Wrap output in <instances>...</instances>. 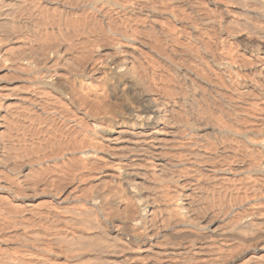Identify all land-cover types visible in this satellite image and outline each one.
<instances>
[{
    "label": "bare ground",
    "instance_id": "obj_1",
    "mask_svg": "<svg viewBox=\"0 0 264 264\" xmlns=\"http://www.w3.org/2000/svg\"><path fill=\"white\" fill-rule=\"evenodd\" d=\"M7 1L8 3L3 7L0 5V21L7 19L9 21L8 15H11L9 13L11 8L21 2V0ZM205 2L212 6L214 17L211 24L214 28L216 26L219 37L222 34L231 37L232 44L241 47L247 56L255 60L256 70L254 69L255 71L251 74L252 80L242 82L239 88L243 92L252 90L262 96L258 90L261 88L260 81L264 80V0H205ZM90 3L99 4L103 1L96 0ZM175 3L174 0H168L162 3L159 9L156 7L144 9L141 11V16L152 23L158 18L162 20L168 18L175 23L182 18V14L176 9L167 11ZM130 5L122 6V11L133 13L132 5ZM90 10V7L86 9L87 12ZM208 23L202 21L200 26L204 27ZM163 33L160 31L159 38L161 37L163 44L167 45L168 38L171 36L165 30ZM123 42L125 50H119L118 46L95 49L94 56L96 57L91 63L74 70L64 69L63 77L58 75V68L52 69L56 65L54 60L51 65L37 67L33 72L38 77L34 84L43 90L50 89L55 92L56 97L68 104L70 109L77 114V119L69 118V123L77 128L74 143L70 144L73 147L70 151L67 148L57 150L55 157H58L59 153L63 155V159L74 158L81 163V166L79 169L67 166L66 169L74 170V173L69 172L73 174V177H70L68 184L59 185L57 183L55 186L56 179L53 176L60 175L56 172L61 163L59 162L58 169L57 166L54 167L57 169L53 172L54 174L50 171V167L49 170L40 167L50 162L53 163L54 159L51 157L44 156L39 162L32 161L30 165L24 162L26 165L22 164L23 167L19 166V168L18 166L10 167L11 164H7L6 159L3 158L5 163L1 162L0 158V168L6 172L3 175L0 173V264H264V201H260L264 200V104L259 110L260 120L256 125L259 138H253L252 132H231L226 129L227 127L222 128L221 125V128L219 125L217 128L211 126L206 123L205 118L198 117L196 112H193L191 97L195 92L183 69L172 65L168 67L175 81L182 85L180 89L183 94L181 92L177 94L168 85L161 83L164 81L161 78L158 79L159 83H156L153 79L148 81L134 73L130 67L133 59L131 53L135 52L137 42L130 35L124 36ZM151 47L153 48L152 45ZM56 50L48 48L47 55L59 59L62 55ZM44 55L47 56L46 53ZM29 57L26 55L23 62L30 67L33 64L30 63ZM37 58L38 56L36 60ZM217 67L221 73H226L223 58H220ZM153 72L158 73L155 68ZM230 85L228 84L227 87ZM0 95L8 97L4 92ZM31 95L34 97L35 94ZM52 99L53 97L50 98ZM2 102L0 100V103ZM31 108L34 107L31 106ZM53 111L57 115L61 114L60 110L53 108L52 113L55 114ZM43 113L46 112L43 111ZM34 117L36 116H33L32 121H36ZM36 134L38 135L37 132ZM216 136L221 139H215ZM20 137L22 139V136ZM213 138L215 143L219 144L218 149H210L205 145L206 140H213ZM222 138L245 144L251 152L258 153L261 160L258 162L256 161L257 156L252 158L250 156L253 161L246 169L241 165H235L234 169L230 168L228 158L222 150L225 147ZM36 140L38 142V139ZM13 141L15 139H12ZM44 142L46 141H43V144ZM10 146L12 145H9V149ZM47 149L44 150L48 151ZM3 152L6 154L7 151ZM13 155L16 156V154ZM16 159L18 160L17 157ZM201 164H219L220 169L214 170V174L218 177L226 178L232 172L242 174L243 177L245 174L249 176V181L245 182L246 189L242 193L243 199L241 197L239 201L234 200L228 203V208H225L231 210L230 213L234 215L220 212L209 219V213L219 209V202L215 205L214 201L204 211V206L200 204L201 201L195 200L198 193L193 188L195 184L184 182L186 176L202 177L198 169ZM50 165L53 167L52 164ZM33 166L34 169L36 168L34 172L30 171ZM182 168L183 171H181ZM57 179L58 182L59 178ZM199 211H203L201 215Z\"/></svg>",
    "mask_w": 264,
    "mask_h": 264
},
{
    "label": "rangeland",
    "instance_id": "obj_2",
    "mask_svg": "<svg viewBox=\"0 0 264 264\" xmlns=\"http://www.w3.org/2000/svg\"><path fill=\"white\" fill-rule=\"evenodd\" d=\"M92 1H96V0H46L44 2H42L41 0H33V1L32 0H21L20 3L16 4L15 6H13L11 8V10L9 12L11 15H8L9 21H8V19L4 20L5 22L0 21V42H1L0 43V49H1L0 50V92H1L0 94H2L4 92L5 96L8 95V97L6 96V98L4 97V95H0V100H1V102L3 101L2 103H0V116H1L0 117V123H1L0 124V145H1V143H3L1 146L2 148L0 147V150H1L0 151V158L2 159V160L0 159L1 162L7 161V164L12 165V166L10 165V167L13 168L15 166V168H16V166H18L17 168H19V166L23 167L22 164L26 165V163H27L30 165L32 163V161L34 163H37V162H39V160L43 159L44 156L51 157L52 159H54L53 163L50 162V163L44 164L40 167L42 169H47V170H49L48 168L50 167V171H52V173H53V172L57 171L58 166L61 163V165L59 166V170L56 172V174L61 175V178H60V175L59 176H57V175L53 176L54 173L52 174V176L55 177V179H56L55 186H57V183L59 185H66L70 182L71 178L73 177L72 176L73 174L71 175V173H74V170H72V169H74V168L79 169L81 166V163H79L78 160H75L74 158L68 159V157H67V158L63 159V155L59 154V153H58V157H55V154H56L57 150H60L61 148L65 149V150L67 148V150L70 151V149L73 147V145H70V144L74 143V136L76 137L77 128L75 125H72V123H69V118L77 119L78 116L75 112H73L70 109V106L68 104H66L64 101H60L56 97L57 95L54 94L55 92H53L50 89L43 90V88H40L39 86L34 84V83H36V80L38 79V77H37V74L33 73V72L35 71V69L37 67H40V66L43 67L45 65L49 66V65H51V63L55 62V64L58 66L56 67V65H55L52 67V69L58 68L61 71L60 72L59 70H57L58 75L60 77H63L66 69L74 70V69L81 68L80 66H85V64L91 63V61L93 59H95V57H96V56H94L95 49H99V48L100 49H108V48H111L113 46H118L119 50L120 49L125 50L124 49L125 47H123L124 46L123 37L126 35L132 36L137 42V45H135L136 46L135 52L131 53V56L133 55L132 56L133 59H132V64L130 67L134 73H136L138 76H140L144 79H147L148 81H151V79H153L156 83H159L158 79L161 78L162 80H164L161 83L168 85L174 93L178 94V92L179 93L181 92V94H183V91H181V89H180V87L182 85L178 84L177 81H175L174 77L169 73L168 67L170 68L171 67L170 65H172L176 68L183 69L187 75V78L189 79L190 83L193 85V88H194L195 94L191 97V100H192L191 103H192L193 108H194L193 112L195 111L196 113L195 112L194 113L197 114L198 117L205 118V121L207 124H210L211 126H214L216 128L218 127V125L219 126L221 125L222 128L227 127L226 129L231 131V132H233V131L239 132V133L240 132L242 133V131L243 132H250V133L252 132L253 138L254 137H258V138L260 137L259 134H257L258 132L256 130V125L260 120L259 116H258L259 110L263 108L262 106L264 104V88H263L264 87V80L260 81L261 82L260 83L261 88H259V90H258L259 92H261L263 97L261 95H257V93H254V91H252V90H249L247 92H243L242 89L239 88V85L243 84L244 82H249L250 80H252L251 74L256 70L255 60L252 57L247 56V54H245L241 50V47H239V46L236 47L234 44H232L233 42H232L231 37H229V36L227 37V35L222 34V33H221L222 35L219 37L220 34L218 33L216 26L214 28V26L211 24V20L214 17L211 4L206 3L205 0H174L176 3L172 7H170L167 11H171V9L174 11L176 9V11H179L182 14V18L179 19L175 23H173V21L171 19H168V18L167 19L165 18L163 20H162V18H158V19L153 20L154 23H152L149 20H147L145 17L141 16V11L144 9H147V8H152V7H154V8L156 7L157 9H159L161 7L162 3L164 4L168 0H105V1L102 0L103 3H99V4L90 3ZM158 2H159V4H158ZM7 3H8L7 0H0L1 7L6 5ZM44 3H46V4L48 3V4L46 5ZM90 4H92V6H90ZM101 4H103V6ZM105 4H106V6H105ZM194 4H196V5H194ZM84 5H86V6H84ZM125 5H127V6L130 5L132 7L133 13H124L122 11V8ZM136 5H138V6H136ZM16 6H18V7L16 8ZM89 7L91 8V10L87 12L86 9ZM207 8L208 9L210 8L211 10L210 9L208 10ZM65 10L67 12H65ZM102 10H104V11H102ZM95 12H97V13H95ZM67 14L68 15L70 14V15L68 16ZM202 21L203 22H209V23L206 26L201 27L200 23ZM125 22L127 24H124ZM107 23H109V24H107ZM163 25L165 27H167V29L165 27H162ZM177 28H179V29H177ZM163 30L168 32V34L171 36L168 38L169 43L167 45L163 44L164 42H163L161 37L159 38L160 31L162 34H164ZM104 33L107 35H105ZM206 35H207V38H206ZM42 36H43V39H41ZM110 36H112V37H110ZM7 38H9V40ZM157 38H159V39H157ZM112 39H113V41H112ZM120 39H122V40H120ZM102 40H104V41H102ZM115 41H117V42H115ZM145 42H147V43H145ZM171 42H172V44H171ZM39 43H41L40 44L41 46L39 45ZM216 43H218V44H216ZM223 43L225 45H222ZM119 44L122 46H120ZM151 45L153 46V48L151 47ZM217 46H220V47H217ZM223 46L224 47L226 46V47L224 48ZM43 48H45V49H43ZM46 48L47 49L50 48V49H54V50H56V48H58L56 51L62 56L59 59L54 56L53 57L54 59H53L52 57H49L47 55V49ZM145 48H146V50H145ZM153 51H154V53H153ZM44 53H46V55H47L46 57H45ZM207 53H208V55H207ZM222 53H223V55H222ZM36 54H38V55H36ZM26 55L30 56L29 58L31 61L30 60L29 61H30V63L33 64L30 67L27 66L25 62H23V58ZM42 55L44 57H42ZM189 55L191 56V58ZM192 55H194V57ZM199 55L200 56L203 55V56L200 57ZM36 56H38V58H37L38 60H36ZM18 57H20V58H18ZM31 58H33V59H31ZM61 58L62 59L64 58L63 59L64 61ZM220 58H223V62L226 65V71H225L226 75L223 72L221 73V71L218 70L217 64H219ZM197 59H198V61H197ZM52 60H54V61L52 62ZM139 60H140V62H139ZM203 60H205V61H203ZM206 60H208V61H206ZM18 61H20V62H18ZM194 61H196V62H194ZM229 61H230L231 65H230ZM248 61H253V62L251 63ZM42 63H44V64H42ZM237 67H238V69H237ZM153 68H155L158 71V73L155 74L153 72ZM234 68H236V69H234ZM209 69L213 72H211ZM160 74L163 76H161ZM227 76H229V77H227ZM249 76H251V77H249ZM225 78H227V79H225ZM198 79H200V81ZM2 81H3V83H2ZM226 81L228 84H231L230 87L229 86L227 87L228 84L226 83ZM235 81H236V83H235ZM162 87H160V88L162 89ZM44 89H47V88H44ZM7 91H8V93H6ZM238 91H240V92H238ZM9 92L11 94H9ZM242 93H244V94H242ZM21 94H22V96H21ZM31 94H35L34 97ZM161 94L163 96L165 95V93L164 94L161 93ZM27 95H30V96H27ZM26 96L29 98H27ZM35 96L36 97L38 96V97L36 98ZM52 97H53V99L50 100V98H52ZM247 97H250V98H247ZM32 98H33V101L35 103L32 101ZM16 99H17V101H16ZM43 99H45V100H43ZM254 99H256V100H254ZM26 100H29V101H26ZM22 102H24V103L22 104ZM46 103L49 105H47ZM39 104H40V106H39ZM31 106L34 108H31ZM42 106L45 108H43ZM16 107L17 108L19 107L22 109L18 108L20 110L19 111ZM24 107L25 108L28 107V108L25 109ZM60 107H63V108H60ZM256 107H258V108H256ZM53 108L60 110L61 116L57 115L54 111L53 112L55 114H53L52 113ZM14 110H16V111L14 112ZM32 110H34V111H32ZM49 110H51V111H49ZM43 111L46 113H43ZM47 112H48V114H47ZM25 113H26V115H25ZM35 113H36V115H35ZM174 113H176V112L174 111ZM251 113H253V114H251ZM9 114H11V115L9 116ZM13 114H15V115H13ZM256 115H257V117H256ZM33 116H36V117H34V120H36V121H32ZM38 116H39V118H38ZM6 117L8 119H10L11 121H9ZM12 119H14V120H12ZM43 119L46 120V122ZM59 120H61V121H59ZM218 120L222 121V122L219 123ZM6 121H8V123ZM62 121H63V123H62ZM66 121H67V123H66ZM38 122H40V123H38ZM17 123H21V124H17ZM30 123L31 124L33 123V125H31ZM36 123H37V125H36ZM7 124L8 125L10 124V125L8 126ZM43 124L44 125L46 124V125L44 126ZM6 125L10 128H8ZM13 125L17 129L15 127H13ZM30 125L32 127L35 126V128H32ZM223 125H225V126H223ZM47 126H49V127H47ZM221 126L219 128H221ZM6 127L8 130L6 129ZM19 127H20V129L24 128L25 130L24 129L20 130ZM42 127H44V128H42ZM37 129H39V130H37ZM10 130H13V131H10ZM48 130H50V132ZM6 132H7V135H6ZM24 132H26V134L27 133L30 134V132H31L32 134L26 135V134H23ZM36 132L38 133V135L36 134ZM50 133H52V134H50ZM47 134L51 135V136H48ZM9 135H10V137H9ZM40 135H43V136L45 135V136L42 137ZM20 136H22V139ZM32 136H33V138L36 137L35 140L32 138ZM47 136L53 137L55 140L53 138H48ZM7 137H9V138H7ZM19 137H20V139H19ZM38 137L39 138L41 137L40 141L42 139L43 141H46V142H44V144H43V141H41V143H40ZM216 137H215V139H217V140L221 139L219 136H216ZM29 138H32L34 140V142H32L33 140L29 139ZM12 139H15V141L12 142ZM36 139H38V142ZM10 140L12 143L10 142ZM25 140H26V143H25ZM28 140H29V142H28ZM6 141H7V143H5ZM55 141H57V142H55ZM222 141L224 143L223 145H225V147H223L222 150L225 152L224 154L228 158L229 166H230V168L232 167V169L236 168L235 165H241L242 167L245 166L243 168L246 169L247 166L250 165L253 161L250 159V156H251V158L257 156L256 161H258V162H259V160H261L260 155L258 153L256 154L255 152L254 153L251 152V150L248 149L246 147V145L243 143L235 142L229 138H222ZM8 142H9V144H8ZM17 142L21 143L22 145L18 144ZM30 142H32V143H30ZM14 143H16V144L14 145ZM23 143H25V144H23ZM47 143H49L51 146ZM9 145H12L13 147L17 146L16 148L18 150L16 148H13L12 146H10L11 148L9 149ZM24 145H26V146L24 147ZM35 145H37V147H39V148L35 147ZM61 145H62V147H61ZM205 145L210 149H218L217 145H219V144H216L214 141V138H213V140H206ZM6 146H8V147H6ZM47 146H48V149H47ZM28 147H31V148H28ZM20 148H21V151H19ZM43 148L47 149L48 151L44 150ZM54 148H55V150H54ZM14 149H15V151H14ZM4 150L7 151L6 154L3 152ZM22 150H24V152ZM8 151L11 154L10 153L8 154ZM12 151L18 152V153H14ZM36 151H39V152H36ZM44 151H46V152H44ZM33 152H35L37 154H34ZM48 152H50V153H48ZM24 153H26V154L24 155ZM41 153H43V155ZM44 153L47 155H45ZM64 153H66V152H64ZM1 154H2V157H1ZM13 154H16V156H14ZM40 154H41V156H40ZM19 155L20 156L22 155L21 157H23V158H21ZM27 155H29V156H27ZM16 157L18 158V160L16 159ZM3 158H4V160L5 159L6 160L4 161ZM13 158H14V160H13ZM24 158H26V159H24ZM34 158L35 159L37 158V159L35 160ZM15 160H16V162H14ZM63 160H64V163H63ZM56 161H58V162H56ZM65 161H67V163H65ZM71 161L73 163H71ZM24 162H26V163H24ZM239 162H240V164H239ZM263 162H264V160H263ZM15 163L17 165H15ZM19 163H20V165H19ZM75 163L77 164V167H76ZM50 164H52L53 167H51ZM56 166H57V169L54 168ZM67 166H69L72 169H70V168L66 169ZM198 169L200 170V172L202 174L201 178H195V176H186V178H185L186 181L184 180L185 184L190 183V182L195 184L193 188H195L196 191L198 192L197 196L195 197V200H198L199 202L201 201L200 204H201V206L202 205L204 206L203 207L204 211L206 209H208L211 206V204H213L214 201H215L214 203H216L215 205H217L219 202V204H220L219 209L210 212L209 216H208L209 219L213 218L214 216H216V214H218L220 212L221 213H223V212L224 213H227V212L230 213L231 210L225 209V208L229 207L228 203L234 202V200L239 201L241 199L242 193H244V190L246 189L245 188V182L249 181L248 180L249 176L245 174V177H243L244 175H242V174L240 175V174H235L234 172H232L231 175L226 176V178L218 177L214 174V170L220 169L219 164H213V165L201 164L200 166H198ZM0 170H2V168H0ZM35 170H36V168L34 169V166H33L30 171L34 172ZM203 170L206 172L204 173ZM181 171H183V168ZM61 172L64 174H62ZM69 172H71V173H69ZM0 173L3 175L6 172L3 169L2 171H0ZM234 174L237 175L238 177L235 176ZM211 177H212V179H211ZM57 178H59L58 182H57V180H58ZM65 181H66V183H65ZM213 190H214V192H213ZM221 190H222V192H221ZM218 191L220 192V194ZM234 191L236 194L234 193ZM238 191H239V193H237ZM216 193H217V196H216ZM229 193H230V195H229ZM218 197L220 199H218ZM242 199H243V197H242ZM206 200H208V202ZM260 201L263 202L264 200H260ZM223 205H225V206H223ZM202 212L203 211H199V214L201 215ZM230 214H231V216L234 215V213L233 214L230 213Z\"/></svg>",
    "mask_w": 264,
    "mask_h": 264
}]
</instances>
